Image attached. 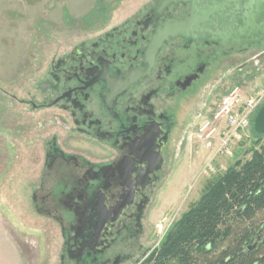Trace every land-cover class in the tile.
I'll use <instances>...</instances> for the list:
<instances>
[{"label":"flooded vegetation","instance_id":"1","mask_svg":"<svg viewBox=\"0 0 264 264\" xmlns=\"http://www.w3.org/2000/svg\"><path fill=\"white\" fill-rule=\"evenodd\" d=\"M158 4L96 36L73 33L77 42L40 65L39 96L20 100L50 126L33 203L60 225V264L148 257L146 229L188 126L211 117L212 93L243 70L242 47L263 42L224 47L179 36L152 47L162 25L191 14L189 3Z\"/></svg>","mask_w":264,"mask_h":264},{"label":"rangeland","instance_id":"2","mask_svg":"<svg viewBox=\"0 0 264 264\" xmlns=\"http://www.w3.org/2000/svg\"><path fill=\"white\" fill-rule=\"evenodd\" d=\"M155 1L0 0V225L15 238L22 264H60L62 235L58 222L37 211L33 203L50 126L39 125L45 119L43 112L33 111L20 100L39 96L37 84L44 76L40 65L47 64L49 52L56 46L77 42L73 33L84 31L81 28L85 27V31L96 36L101 28L120 25L140 11L151 10ZM185 14L181 10V15ZM242 50L243 59L238 62L244 61L247 66L212 93L211 117L232 87L256 86L251 78L254 70L264 72V41L253 47L243 46ZM232 52L237 54V50ZM221 75H227V71ZM211 117L188 126L185 148L172 166L158 208L146 229L145 250L160 247L171 227L200 199L208 182L224 175L237 162L249 161L263 144H257L258 136L251 125L248 137L234 144L231 154L209 162L217 143L209 148L195 135L212 121ZM144 258L141 255L137 259Z\"/></svg>","mask_w":264,"mask_h":264},{"label":"trees","instance_id":"3","mask_svg":"<svg viewBox=\"0 0 264 264\" xmlns=\"http://www.w3.org/2000/svg\"><path fill=\"white\" fill-rule=\"evenodd\" d=\"M257 144L249 161L207 183L141 264H264V136Z\"/></svg>","mask_w":264,"mask_h":264},{"label":"water","instance_id":"4","mask_svg":"<svg viewBox=\"0 0 264 264\" xmlns=\"http://www.w3.org/2000/svg\"><path fill=\"white\" fill-rule=\"evenodd\" d=\"M189 3L187 20L166 22L151 42L159 48L168 38L206 39L221 46L239 47L264 41V0H159L158 10ZM255 135L264 136V105L253 119Z\"/></svg>","mask_w":264,"mask_h":264},{"label":"built area","instance_id":"5","mask_svg":"<svg viewBox=\"0 0 264 264\" xmlns=\"http://www.w3.org/2000/svg\"><path fill=\"white\" fill-rule=\"evenodd\" d=\"M264 105V88L261 90L245 91L242 87H233L224 95L213 112L212 121H208L200 129L195 138L216 149L209 162L218 156L231 154L232 146L248 137V129L260 107ZM208 130V133H206ZM194 137H190L192 140Z\"/></svg>","mask_w":264,"mask_h":264},{"label":"crops","instance_id":"6","mask_svg":"<svg viewBox=\"0 0 264 264\" xmlns=\"http://www.w3.org/2000/svg\"><path fill=\"white\" fill-rule=\"evenodd\" d=\"M246 66L247 64H244L243 70L246 68ZM254 74L256 76L254 75L253 77L252 75L251 78H253L252 80L254 82H257L256 86L251 88L247 86L244 88L245 84L243 85V89L247 92L252 90H261L264 88V72L255 69ZM6 231L7 230L5 227L0 225V264H22L21 250L17 245L15 238H13L11 235H8Z\"/></svg>","mask_w":264,"mask_h":264}]
</instances>
